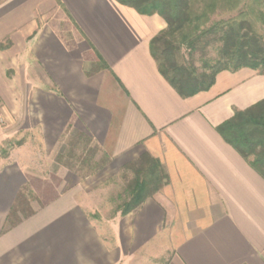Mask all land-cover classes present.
Returning a JSON list of instances; mask_svg holds the SVG:
<instances>
[{
  "label": "crops",
  "instance_id": "obj_1",
  "mask_svg": "<svg viewBox=\"0 0 264 264\" xmlns=\"http://www.w3.org/2000/svg\"><path fill=\"white\" fill-rule=\"evenodd\" d=\"M58 1L0 0V44L9 40L0 49V105L5 60L28 58L29 106L47 143L70 126L113 166L147 153L166 181L105 229L61 197L3 234L22 176L7 167L0 264H264V178L216 130L264 98V74L222 71L209 90L181 97L149 51L163 18L115 0ZM55 8L75 31L72 46L45 22L37 26V13Z\"/></svg>",
  "mask_w": 264,
  "mask_h": 264
},
{
  "label": "rangeland",
  "instance_id": "obj_2",
  "mask_svg": "<svg viewBox=\"0 0 264 264\" xmlns=\"http://www.w3.org/2000/svg\"><path fill=\"white\" fill-rule=\"evenodd\" d=\"M193 1L198 10L202 0ZM231 5L219 2L210 22L232 17L248 20L264 44V0H239L235 7ZM36 16L38 27L45 22L69 46L77 42L75 31L60 8L53 9L51 14L37 13ZM8 44L9 40L1 43L4 47ZM215 47L210 46L192 56L182 48L177 60L179 63L193 62L200 68L201 58L215 56ZM18 57L17 62L13 57L5 60V102L0 105V127L4 133L0 144V158L3 160L0 171L7 167L13 171L19 168L22 176L21 184L15 185L18 186L16 195L1 232L4 234L24 223L29 216L61 197L74 199L70 204L76 205L87 220L105 229L115 215H122L123 203L131 198L129 189L143 165L140 155L113 166V160L89 136L70 126L55 142L47 143L41 123L35 116L38 109L33 104L29 106V59ZM105 238H108L107 232Z\"/></svg>",
  "mask_w": 264,
  "mask_h": 264
},
{
  "label": "trees",
  "instance_id": "obj_3",
  "mask_svg": "<svg viewBox=\"0 0 264 264\" xmlns=\"http://www.w3.org/2000/svg\"><path fill=\"white\" fill-rule=\"evenodd\" d=\"M115 1L139 14H157L163 18L166 26L150 40L149 51L159 73L181 97L209 90L216 75L222 71L250 68L264 73V44L251 22L235 17L210 22L219 2L235 7L239 0H202L198 10L193 0ZM210 46H216L215 56L201 58L200 68L193 62L179 63L177 60L182 48L192 56ZM4 48L0 44V49ZM100 62L105 66L101 59ZM216 130L264 178V98L243 110H234L233 115ZM139 160L143 165L129 189L131 198L120 209L122 215L137 208L166 181L156 159L143 153Z\"/></svg>",
  "mask_w": 264,
  "mask_h": 264
}]
</instances>
